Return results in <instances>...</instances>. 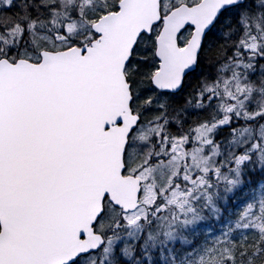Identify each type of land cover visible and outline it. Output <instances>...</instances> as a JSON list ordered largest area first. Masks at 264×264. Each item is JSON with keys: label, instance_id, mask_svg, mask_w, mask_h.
<instances>
[{"label": "snow or ice", "instance_id": "6c2138e0", "mask_svg": "<svg viewBox=\"0 0 264 264\" xmlns=\"http://www.w3.org/2000/svg\"><path fill=\"white\" fill-rule=\"evenodd\" d=\"M0 264H264V0H0Z\"/></svg>", "mask_w": 264, "mask_h": 264}]
</instances>
